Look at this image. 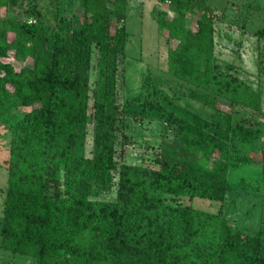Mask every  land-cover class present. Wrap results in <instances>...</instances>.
I'll list each match as a JSON object with an SVG mask.
<instances>
[{
    "label": "trees",
    "instance_id": "16d2710c",
    "mask_svg": "<svg viewBox=\"0 0 264 264\" xmlns=\"http://www.w3.org/2000/svg\"><path fill=\"white\" fill-rule=\"evenodd\" d=\"M75 1L81 15L64 24L54 14L50 25L35 7L22 19L9 12L18 0H0V126L9 134L1 245L34 264H264L262 220L246 250L251 235L234 229L222 209L229 160L257 164L258 189L264 185L255 119L262 93L216 61L210 13L186 27L196 0H172L177 14L157 17L166 41L176 40L166 49L169 80L217 113L199 116L197 133L185 125L174 89L168 95L151 81L142 97L118 101L128 0ZM254 35L263 37L264 26ZM9 54L18 66L2 60ZM135 115L175 130L155 167L115 157L125 119ZM114 185L113 199L97 198ZM180 196L219 205L210 212Z\"/></svg>",
    "mask_w": 264,
    "mask_h": 264
},
{
    "label": "rangeland",
    "instance_id": "374dc122",
    "mask_svg": "<svg viewBox=\"0 0 264 264\" xmlns=\"http://www.w3.org/2000/svg\"><path fill=\"white\" fill-rule=\"evenodd\" d=\"M32 7L41 11L50 25L54 23V14L57 20L64 24H68L70 16L81 15L75 0H18L16 6L9 8V12L18 18L27 19L30 17L28 9ZM159 11H165L166 18L176 15L175 2L128 0L125 20L128 39L123 55L116 59L118 101L142 97L147 89H151V81L168 95L174 89L177 92L175 102L185 118V125L198 133L200 129L196 125L203 122L199 116L216 117L217 113L214 109L181 95V87L169 80L166 49L168 46L173 47L176 40L166 41V30L157 25ZM207 13H210L213 23L216 61L223 69L232 71L242 81L262 93L261 111L255 115V119L260 128L258 140H264V71L257 69L258 63L264 65V36L254 35V32L264 26V0H196V4L185 12V26L193 28L196 18H202ZM3 14L4 8L0 7V17ZM7 37L11 38L12 35L8 33ZM2 60L18 66L11 54ZM134 109L137 110V106ZM25 110L26 107H21L17 115ZM236 111V114H241L244 110L236 108ZM123 131L127 138L118 136L116 159L149 167L156 166L161 145L168 147V142L175 136V130L161 128L158 120L140 119L138 115L126 117ZM217 134L223 145H229L230 141L225 143V133L218 131ZM8 141V132L0 126V216L6 180L5 159L8 155ZM235 141V138L231 139L232 144H238ZM89 143L88 133L87 149ZM257 145L258 142H255V147ZM246 148V145L243 146L238 153L245 152ZM228 164L227 190L222 209L225 218L234 229L251 235L244 247L249 250L256 243L254 234L257 232L259 221L262 220L264 223V185L258 189L260 170L257 164L241 163L236 160H229ZM113 181L115 182V177ZM114 187L115 185L109 191L101 192L97 198L113 199ZM49 191L51 192V189ZM179 198L186 204L210 212L216 211L219 205L216 201L204 198L188 199L186 196ZM0 264H34V259L29 255L11 251L0 242Z\"/></svg>",
    "mask_w": 264,
    "mask_h": 264
}]
</instances>
